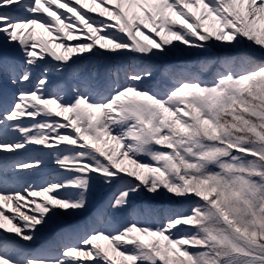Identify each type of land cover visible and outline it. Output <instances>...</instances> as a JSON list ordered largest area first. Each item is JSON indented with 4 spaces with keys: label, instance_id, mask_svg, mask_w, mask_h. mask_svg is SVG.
I'll return each mask as SVG.
<instances>
[{
    "label": "snow or ice",
    "instance_id": "obj_1",
    "mask_svg": "<svg viewBox=\"0 0 264 264\" xmlns=\"http://www.w3.org/2000/svg\"><path fill=\"white\" fill-rule=\"evenodd\" d=\"M0 264H264V0H0Z\"/></svg>",
    "mask_w": 264,
    "mask_h": 264
},
{
    "label": "rangeland",
    "instance_id": "obj_2",
    "mask_svg": "<svg viewBox=\"0 0 264 264\" xmlns=\"http://www.w3.org/2000/svg\"><path fill=\"white\" fill-rule=\"evenodd\" d=\"M214 51L217 53V54H219V53H221L223 50L222 49H214ZM243 51H245V52H247V51H250L249 49H247V48H245V49H243ZM187 56H189L188 57V59L187 60H189L190 62H192L193 64H195L196 62H197V60L199 59V54H193L192 55V57H190V55H187ZM186 56V57H187ZM186 57H183V58H186ZM180 58V57H179ZM257 58H259V57H257ZM126 59V58H125ZM182 59V58H181ZM178 61L180 60V59H177ZM177 60H171V58H170V60H169V63H173L174 64V62L175 61H177ZM178 63H180V62H178ZM50 166H54V168H53V170H52V172H54V173H49V172H46V175H44L45 177L44 178H56V176H57V173H56V168H55V165H54V163L53 164H50ZM110 197H111V192H109L108 190H106V189H100L99 187H98V189H97V196H96V200H95V204H94V208H93V210H90L89 212H87V213H84L83 215H81V216H78V217H75V218H69V222L70 223H79V224H81V225H84L85 223H91L92 222V212L94 211V209H95V207H99L100 205H103V204H106L107 203V201L110 199ZM141 199V198H140ZM162 200H166V199H164V198H161ZM138 201V200H137ZM85 220V221H84ZM91 225V224H90ZM51 241L52 240V238L51 237H49V238H47V239H44V240H41L40 242H38V243H41V242H45V241Z\"/></svg>",
    "mask_w": 264,
    "mask_h": 264
},
{
    "label": "bare ground",
    "instance_id": "obj_3",
    "mask_svg": "<svg viewBox=\"0 0 264 264\" xmlns=\"http://www.w3.org/2000/svg\"><path fill=\"white\" fill-rule=\"evenodd\" d=\"M194 53H195V54H198V53H196V52H193V53L190 54V56H192ZM188 57H189V56H187L186 58H183V57H180V58H179V57H172L171 60H177V59H180L179 61H178V60L175 61V64H176V63H178V62H181L182 59H188ZM181 58H182V59H181ZM53 168H54V166H49V167L45 170V172L43 173L41 179H44V177H45L44 175H46V172L51 173L52 170H53ZM52 173H54V172H52ZM52 173H51V174H52ZM52 179H53V178H52Z\"/></svg>",
    "mask_w": 264,
    "mask_h": 264
}]
</instances>
